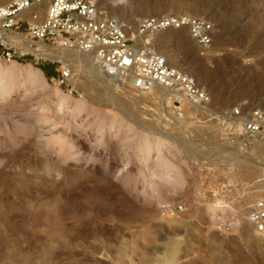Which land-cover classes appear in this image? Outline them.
<instances>
[{
  "label": "rangeland",
  "instance_id": "obj_1",
  "mask_svg": "<svg viewBox=\"0 0 264 264\" xmlns=\"http://www.w3.org/2000/svg\"><path fill=\"white\" fill-rule=\"evenodd\" d=\"M107 1L134 38L148 16L186 12L213 22L208 55L174 28L153 46L200 73L212 104L201 110L160 89L100 82L76 61L83 97L71 96L41 70L51 61L0 60V264H264L246 224L263 137H228L219 120L264 103V0ZM130 94L141 103L120 105ZM180 203L186 213L168 218ZM218 220L238 225L222 231Z\"/></svg>",
  "mask_w": 264,
  "mask_h": 264
},
{
  "label": "built area",
  "instance_id": "obj_2",
  "mask_svg": "<svg viewBox=\"0 0 264 264\" xmlns=\"http://www.w3.org/2000/svg\"><path fill=\"white\" fill-rule=\"evenodd\" d=\"M107 0H10L0 4V60L22 62L45 59L53 64L48 80L55 88L71 96L83 97L75 84L72 62L53 60L36 53V49H68L93 53L100 68L110 76H118L136 93L164 89L169 99L179 93L190 105L207 109L212 104L211 91L190 71L170 64L168 58L151 44L137 47L131 27L107 8ZM168 28L186 30L200 49L208 55L217 30L213 22L190 13L171 12L148 16L137 21L136 34L158 32ZM174 103L180 106L176 99ZM182 112L181 108H179ZM226 136L250 137L264 133V103H247L219 115ZM264 170L254 185L258 194L250 205L246 224L260 238L264 253ZM248 191L249 186H244ZM253 190V189H252ZM251 190V191H252ZM246 193V192H245ZM246 196V195H245ZM184 204H176L165 212L168 218L185 214ZM222 231L238 224L217 221Z\"/></svg>",
  "mask_w": 264,
  "mask_h": 264
},
{
  "label": "bare ground",
  "instance_id": "obj_3",
  "mask_svg": "<svg viewBox=\"0 0 264 264\" xmlns=\"http://www.w3.org/2000/svg\"><path fill=\"white\" fill-rule=\"evenodd\" d=\"M170 30H172V28H168V29H166V30H163V31H158V32H152V31H148L147 33H145V34H136V32H134L136 35H135V38L139 41V43H140V46H142V45H147V44H151L152 46H154V45H157L158 43H162V42H166L167 40H165L164 39V36H165V34L164 33H162V32H170L171 33V31ZM175 30V29H174ZM169 34V33H168ZM167 34V35H168ZM169 38V37H168ZM178 38V37H177ZM171 39V38H170ZM137 44V43H136ZM39 47L40 46H38V49H36V53L37 54H40L41 56H43V57H46V58H50V59H53V60H61V61H63V62H66V61H76V65H79L81 68L83 67V64L84 63H86V65L88 64L90 67L92 66V68H93V70H94V74L93 75H96V74H99L100 76L99 77H96L97 79H99L100 80V82H105V83H108V78L109 77H112V78H116L117 80H119V81H121L120 80V78L118 77V76H110V75H108L106 72H104L101 68H100V66H99V64L97 63V61H96V58H95V55L93 54V53H83V52H79V51H75V50H68V49H62V48H58V49H50V48H45L44 49V51H41L40 49H39ZM70 55V56H69ZM73 57H74V59H73ZM91 60H93V64H91ZM82 62H84V63H82ZM174 62H175V60H174ZM173 62V64H175ZM82 63V64H81ZM182 69V68H181ZM89 70V69H88ZM92 72H93V70L92 69H90ZM185 70V69H184ZM97 72V73H96ZM31 73V72H30ZM29 73V74H30ZM96 73V74H95ZM192 73V72H191ZM193 74V73H192ZM200 74V73H199ZM197 74L198 76H196L197 77V79L199 80V81H201V79L203 78V76L200 74ZM31 75V77H32V74H30ZM34 76V75H33ZM79 78V77H78ZM83 81V80H82ZM81 81V82H82ZM117 87V86H116ZM107 88H109V90H110V88L111 89H116L113 85H108V87ZM156 89H160V88H156ZM117 90V89H116ZM155 90V89H154ZM153 90V91H154ZM160 90H162V92L167 96V94H166V91L164 90V89H160ZM152 91V92H153ZM111 92H112V90H111ZM124 94V93H123ZM128 94V93H127ZM131 95V96H130ZM130 95H126V98H123V100H121V104L120 105H122V103L124 104H131V105H133V104H139V103H141V101H139V99L137 98V96H134V94H130ZM125 96V95H124ZM175 96H178L179 98H180V100L181 101H183L184 99L182 98V96L179 94V93H176L175 94ZM122 98V97H121ZM167 98H169V97H167ZM185 101V100H184ZM186 102V101H185ZM164 104V103H163ZM166 104V103H165ZM143 105H144V103H143ZM189 105V104H188ZM147 106V105H146ZM165 106H167V104L165 105ZM191 106H193V105H191ZM187 107H190V105L189 106H187ZM194 107V106H193ZM129 108V107H128ZM179 108L180 107H178V110H179ZM140 109V108H139ZM182 109V108H181ZM147 110V109H146ZM145 110V111H146ZM148 111H153V110H148ZM142 112V111H141ZM140 112V113H141ZM139 113V114H140ZM142 113H144V112H142ZM145 114V113H144ZM148 114V113H147ZM150 114H151V116H153L154 118H155V115H157L158 113H155V110H154V112H150ZM142 115V114H141ZM153 117H151L152 119H150V117H149V119L148 118H146L145 120H153L154 118ZM143 119V118H142ZM164 119V118H163ZM157 120V119H156ZM153 122V121H152ZM254 136H258V137H263L262 139V142L264 141V133H258V134H255ZM198 157H199V155H198ZM201 158V157H200ZM204 159V157L203 158H201V161ZM208 159V158H207ZM207 161V160H206ZM208 162H209V160H208ZM215 162V161H214ZM205 163V162H204ZM207 163V162H206ZM210 164V163H209ZM246 167V166H245ZM247 170V169H246Z\"/></svg>",
  "mask_w": 264,
  "mask_h": 264
},
{
  "label": "trees",
  "instance_id": "obj_4",
  "mask_svg": "<svg viewBox=\"0 0 264 264\" xmlns=\"http://www.w3.org/2000/svg\"><path fill=\"white\" fill-rule=\"evenodd\" d=\"M40 68L44 70V68H43L42 66H40ZM44 71H45V72L47 73V75H48L52 70H51V68H50V66H49V67L46 68Z\"/></svg>",
  "mask_w": 264,
  "mask_h": 264
},
{
  "label": "crops",
  "instance_id": "obj_5",
  "mask_svg": "<svg viewBox=\"0 0 264 264\" xmlns=\"http://www.w3.org/2000/svg\"><path fill=\"white\" fill-rule=\"evenodd\" d=\"M41 70H43V69H41ZM44 71V70H43Z\"/></svg>",
  "mask_w": 264,
  "mask_h": 264
}]
</instances>
